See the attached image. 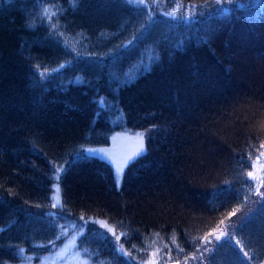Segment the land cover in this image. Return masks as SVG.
Wrapping results in <instances>:
<instances>
[{"label": "trees", "instance_id": "trees-1", "mask_svg": "<svg viewBox=\"0 0 264 264\" xmlns=\"http://www.w3.org/2000/svg\"><path fill=\"white\" fill-rule=\"evenodd\" d=\"M175 1L203 15L173 21L126 0H0V264L60 241L54 182L60 212L89 221L76 248L90 264H143L156 248L159 264H184L221 220L252 262L223 241L203 264H264V199L245 189L247 158L264 143V9ZM131 129L146 133L147 152L119 188L104 162L73 163L88 148L124 155L132 143L112 137Z\"/></svg>", "mask_w": 264, "mask_h": 264}, {"label": "snow or ice", "instance_id": "snow-or-ice-1", "mask_svg": "<svg viewBox=\"0 0 264 264\" xmlns=\"http://www.w3.org/2000/svg\"><path fill=\"white\" fill-rule=\"evenodd\" d=\"M127 3H139L140 5H143L144 0H126ZM216 2L219 4V0H216ZM253 4L254 6H260L262 9H264V4H262V0H237V4L239 7L243 8L245 7L247 4ZM197 8L196 5H192L191 7H185L184 9V13L183 15H177V11H178V6L174 7L170 12H164L163 14L165 16H167L170 19L173 20H185V21H191L192 19H194L197 15H203V13H198L195 9ZM222 13H228L230 12V9L228 8H223L221 9ZM136 37H133V39H135ZM132 43V41H129V44ZM61 67H64V65H61ZM152 70L151 68V63H149L147 66L142 67V69L140 70V72L138 73L137 77L135 78H129V81L125 83V86H128L129 82H135V79L139 78L140 74H147ZM58 71V70H57ZM42 75V74H41ZM100 102V101H98ZM102 103V102H100ZM69 108H72V105H67ZM97 115H99V113H97ZM120 137L117 136H113L112 139L113 141L119 139ZM133 143L131 148L122 156H116L114 153L108 152L104 149H94V148H88V149H83L82 152L84 153L83 155H81L80 153H76L75 154V160L73 161V163L77 162V161H91L92 159H98L102 162H104L105 164L109 165L112 169H113V180L115 182V184L117 185V188H119L122 180H123V175H124V170L125 168L128 167L129 163L135 162V160L137 158H139L142 155H145L147 150L145 148V134L143 132H137L134 134L133 137H131ZM260 148L264 149V143H261ZM264 158V151H260L259 155H257L254 159L251 158H247L250 159L251 162L248 163V167L253 169L252 171H248L246 173L247 178H250L252 181H255L256 184L254 185L255 187V194L256 195H261L262 199H264V194L260 193L259 189L261 187H264V163H261V159ZM242 160L246 159V158H241ZM64 163H68L67 161H64ZM257 165H259V167L257 168ZM63 171V167L62 166H57V165H53L52 166V174L53 177H55L56 179H58L59 177L57 176V173ZM260 173V174H258ZM51 178V177H50ZM54 186L56 188V192L59 193L60 189L58 187V185H55L54 182ZM214 195H218V193H214ZM52 199H56V197H52ZM57 202H59L57 200ZM211 203V201H210ZM53 207H55L56 205L53 204ZM238 210V209H237ZM236 214L235 211H233L232 213L229 214V216H234ZM82 219V217H81ZM101 225L103 227H105L107 229L108 232H111L113 236H115V240H112L111 243L113 244V248L115 251H117L121 256L127 255L126 251L123 248L122 244L118 245V241L120 240V236H117L115 233V230L112 228H108L107 224L100 222ZM73 224L75 225V222H73ZM87 222L84 225H78V228L81 230V234L83 232V229L86 227ZM220 225H224V221L221 220L220 221ZM93 232L96 231V229L92 230ZM67 234L65 233V236ZM210 236H215L217 241H220L222 237H227V239L225 240V243H231L232 242V237L230 235H228V233L226 231H223L221 229L220 226H217V228L211 232H209L207 235H205L204 237H202V241L203 243L207 244V243H211V241L209 240ZM58 239L60 237H57ZM70 241H66L64 247L67 248V244ZM125 242H127V239L125 240ZM173 243H175V241H172ZM237 244L239 243V241L236 242ZM167 247V245H166ZM197 249L200 246H196ZM177 248L179 250V252H183L184 249L179 247V245H177ZM207 251V249H205ZM160 249L156 248L154 251L151 252L150 254V258H148L145 262V264H159V261L157 259H155V257H157V254L159 253ZM171 254V249H169V256ZM247 252L244 253V256H247ZM187 258L185 257V264H187ZM191 258L193 260L196 259L195 254L191 255Z\"/></svg>", "mask_w": 264, "mask_h": 264}, {"label": "rangeland", "instance_id": "rangeland-1", "mask_svg": "<svg viewBox=\"0 0 264 264\" xmlns=\"http://www.w3.org/2000/svg\"><path fill=\"white\" fill-rule=\"evenodd\" d=\"M136 4H139V3L137 2ZM141 6L146 7L148 12L153 13V14L156 13L169 20H173V19H170L167 16H165L163 14L164 12H170L174 7L178 6L177 15H183L185 7H191V5H185L184 3L180 1H175V0H144L143 5ZM176 21H184V20H176ZM39 74L40 75L42 74L41 75L42 78H47L52 73L48 71H40ZM137 132H143L145 134V141H146V133L144 131L137 130V129H131L128 131L115 134L114 136H117L120 138L115 141H113L112 139L113 146L121 145L124 143H133L131 137H133L134 134ZM260 151H264V149L261 148ZM261 163H264V158L261 159ZM258 167L259 165H257V168ZM252 170L253 169H251V171ZM255 184H256L255 181H252L250 178H248V184H247V187L245 188L247 194L255 192V187H254ZM55 185H58V184H55ZM262 188L263 187L259 189L260 193H262ZM52 197H56V199H53V204L56 205L54 207L53 214L57 216L59 224L61 226L62 233H61L60 241L53 244L52 251L49 254L44 255L40 258H34L33 256H29L28 254L25 253V250H21L20 251L21 257H22L21 261L15 264H90L88 260L82 257L81 253L76 248V245H77L76 241L83 234V233L80 234L81 230L78 228V225H84L87 222L86 224L87 226L89 221L88 220H77L76 221V220L70 219L66 215H63L60 212L62 211V201H61L60 191L59 193H57L55 187H54V193ZM57 200L59 202H57ZM73 222H75V225L73 224ZM94 222L96 223V227H98L100 231H105L107 233L112 234L111 232H108L107 229L101 225L100 222L107 224L104 220L96 219L94 220ZM107 226L108 228H112L108 224ZM220 227L223 231H226L228 235L232 237V242L230 244H232L235 248L239 250V252L242 254L243 258L246 261L251 263L252 261L250 260L249 253L244 248V245L239 239V237L237 236L236 231L230 228V224L226 221L224 225H221ZM85 229L86 227L83 229V232L85 231ZM65 233L67 234L66 236H65ZM226 239L227 237H222L220 241H217L215 236H210L209 240L211 241V243H207V244L203 243V241L201 240L199 244L200 247L197 249V252L194 253L196 256V259L193 260L191 256H189V259H187V264H200V263L203 264L205 261V258L213 250V248L217 244L225 241ZM66 241H70L67 244V248L64 247ZM237 241H239L238 244L236 243ZM205 249H207V251ZM245 252H247L248 254L247 256H244ZM147 259L143 260V264H145Z\"/></svg>", "mask_w": 264, "mask_h": 264}]
</instances>
